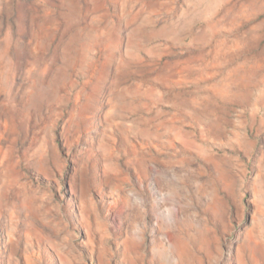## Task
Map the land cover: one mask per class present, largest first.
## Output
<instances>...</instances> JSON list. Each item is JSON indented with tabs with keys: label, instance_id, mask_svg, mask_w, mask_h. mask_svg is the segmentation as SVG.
<instances>
[{
	"label": "rangeland",
	"instance_id": "obj_1",
	"mask_svg": "<svg viewBox=\"0 0 264 264\" xmlns=\"http://www.w3.org/2000/svg\"><path fill=\"white\" fill-rule=\"evenodd\" d=\"M0 264H264V0H0Z\"/></svg>",
	"mask_w": 264,
	"mask_h": 264
},
{
	"label": "bare ground",
	"instance_id": "obj_2",
	"mask_svg": "<svg viewBox=\"0 0 264 264\" xmlns=\"http://www.w3.org/2000/svg\"><path fill=\"white\" fill-rule=\"evenodd\" d=\"M260 183H262V181H260ZM261 213V212H260ZM95 216V215H94Z\"/></svg>",
	"mask_w": 264,
	"mask_h": 264
}]
</instances>
